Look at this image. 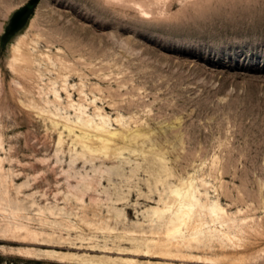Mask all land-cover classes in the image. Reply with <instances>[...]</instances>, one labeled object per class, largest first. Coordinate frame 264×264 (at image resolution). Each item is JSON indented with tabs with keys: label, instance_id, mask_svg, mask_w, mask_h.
I'll use <instances>...</instances> for the list:
<instances>
[{
	"label": "rangeland",
	"instance_id": "rangeland-1",
	"mask_svg": "<svg viewBox=\"0 0 264 264\" xmlns=\"http://www.w3.org/2000/svg\"><path fill=\"white\" fill-rule=\"evenodd\" d=\"M32 1L0 0V264L60 262L26 250L66 264H264V0ZM14 46L29 48L25 65ZM79 109L147 137L117 140L116 159L84 154L65 127ZM182 180L205 240L187 262L127 251L124 232L164 246L169 214L153 210L178 206ZM22 225L46 236L10 232Z\"/></svg>",
	"mask_w": 264,
	"mask_h": 264
},
{
	"label": "bare ground",
	"instance_id": "bare-ground-1",
	"mask_svg": "<svg viewBox=\"0 0 264 264\" xmlns=\"http://www.w3.org/2000/svg\"><path fill=\"white\" fill-rule=\"evenodd\" d=\"M136 6V5H135ZM19 46V44H18ZM22 48V47H21ZM21 48L17 47V46H14L13 47V52H15V57H12V61L13 63H15L16 65H21V64H24L25 62H28L31 57L28 56L25 51H27L28 49H26L25 51H23ZM36 49V47H34ZM25 49V48H24ZM29 51V50H28ZM34 51V50H33ZM47 62L50 63L51 65H53L54 63H52V58L50 56H46L45 57ZM59 60V58H58ZM33 61V60H32ZM62 61V60H61ZM60 61V63H61ZM45 62V61H44ZM25 65V64H24ZM23 65V66H24ZM31 65H37V62L36 61H33L31 63ZM40 66V65H39ZM65 65H63L64 67ZM70 66V65H69ZM21 67V66H20ZM61 67V66H60ZM71 67V66H70ZM69 67V68H70ZM68 68V66L64 67L65 70H67V72L70 70ZM17 70V69H16ZM63 70V68H62ZM61 70V71H62ZM20 71V70H19ZM64 71V70H63ZM62 71V72H63ZM22 73V72H21ZM66 73V71H65ZM65 75V74H64ZM65 78V77H64ZM68 78V76L66 77ZM65 81V79H64ZM63 81V82H64ZM67 81V80H66ZM65 81V82H66ZM55 85V84H54ZM63 85V84H62ZM68 84L65 83V87H67ZM56 87V86H55ZM54 88V87H53ZM51 89L50 91L52 92V96L54 94L55 96V99L57 101L60 102V95H59V92L57 91V89L55 90L54 89ZM68 89V88H66ZM65 89V91H66ZM64 90V89H63ZM49 92V93H51ZM67 94V93H66ZM46 97H49V96H46ZM70 97V96H69ZM69 99V98H68ZM56 100L54 102H56ZM53 102V103H54ZM57 102V103H59ZM72 102V101H70ZM56 103V104H57ZM73 103V102H72ZM47 104V103H46ZM60 104V103H59ZM55 105V104H54ZM53 105V106H54ZM37 108V107H36ZM39 108V107H38ZM37 108V109H38ZM41 109V108H40ZM39 109V110H40ZM43 109V108H42ZM41 109V110H42ZM45 111V109H44ZM42 112V111H41ZM53 112V111H52ZM76 112H78L77 116H78V121L75 122V124H72L71 127L69 126H66L65 127L68 129L69 133H75L77 130L80 131V135L77 136V143L82 147V152H84V154L88 153L90 154L91 156L95 153H98V152H101V153H104L105 154H109L110 153V156H113L115 157V159L119 156L122 155V151H124L123 148H119L120 146H118L117 144V140H121V141H127V140H130V143L131 142H135L137 139L139 138H142V137H145L146 134L144 135L143 133H141L140 131H137V132H134V133H131L130 135H127V134H124L123 133H118V132H111L108 130L107 128V124H108V120L105 119L104 117L101 118V122L98 124V123H95L93 121V119L89 116H87L86 112L79 109V111L76 110ZM46 113V112H45ZM49 113V112H47ZM51 113V112H50ZM56 113H59V112H56ZM43 114V112H42ZM45 115V114H44ZM49 115V114H48ZM47 116V115H45ZM48 117V116H47ZM46 117V118H47ZM55 119H58V120H62L64 121L66 124L69 123V120L66 119V118H62L59 114L55 115L54 113V116H53ZM101 117V116H100ZM99 117V118H100ZM52 118V117H51ZM54 119V121H55ZM61 121V122H62ZM119 122H122V121H119ZM117 123V122H116ZM53 124V123H52ZM61 124V123H60ZM71 124V123H70ZM120 124V123H119ZM59 125V124H57ZM53 127H55L53 125ZM137 130V129H136ZM127 131V130H126ZM146 133H149L146 131ZM83 135V136H82ZM147 137V136H146ZM149 138V137H148ZM62 139V138H61ZM89 139V140H88ZM146 139V138H145ZM138 141V140H137ZM142 141V140H140ZM146 141V140H144ZM129 142V141H128ZM63 143V142H62ZM119 143V142H118ZM138 143V142H137ZM143 143V142H142ZM60 144H61V141H60ZM59 144V145H60ZM133 143H131L132 145ZM140 144V143H139ZM76 145V144H75ZM136 145V144H135ZM125 146V145H124ZM134 148V146H133ZM75 149V148H74ZM137 149V148H136ZM134 152V151H133ZM139 152V151H138ZM137 152V154H139ZM87 154V155H88ZM99 154V153H98ZM134 155V153H132ZM141 154V153H140ZM100 155V154H99ZM103 155V157H104ZM165 155V154H163ZM80 156V155H79ZM83 156V155H82ZM92 156V157H93ZM146 156V155H145ZM159 156V154L157 155ZM98 157V156H97ZM102 157V158H103ZM122 157V156H121ZM148 157V156H147ZM161 157V156H159ZM83 158V157H82ZM85 158V157H84ZM95 158V157H94ZM101 158V157H100ZM110 158V157H109ZM154 158V157H153ZM79 159V158H78ZM105 159V158H104ZM107 159V158H106ZM165 159V158H164ZM164 159H160L161 161V164L162 166L165 165L164 163ZM148 160V158H147ZM153 160L157 161L158 159L154 158ZM152 160V162H153ZM166 160V159H165ZM1 161V160H0ZM77 161V160H76ZM3 163V161H1ZM0 162V163H1ZM129 162V161H128ZM147 162L151 163L150 160H148ZM158 162V161H157ZM114 163V162H113ZM148 163V164H149ZM154 163V162H153ZM168 164V163H166ZM2 164H0L1 166ZM155 165V164H154ZM157 165V164H156ZM161 166V167H162ZM169 166V165H168ZM157 167V166H156ZM160 168V167H159ZM166 168V166H165ZM164 168V169H165ZM163 169V170H164ZM170 170V169H169ZM106 171V170H105ZM101 172V171H100ZM107 172V171H106ZM105 172V173H106ZM162 172H166V171H162ZM168 172V171H167ZM171 172V171H170ZM103 173V172H102ZM155 173V172H154ZM157 175V174H156ZM155 175V176H156ZM163 175V174H162ZM166 175V174H165ZM168 176V174H167ZM166 176V177H167ZM159 177V176H157ZM161 178V177H160ZM4 179V178H3ZM162 179V178H161ZM164 180V179H163ZM4 181V180H3ZM160 181V180H159ZM183 181V180H182ZM188 181V180H187ZM156 182V181H155ZM4 183V182H3ZM181 183V182H180ZM157 184V183H156ZM195 191V185L192 181L190 182H185L183 181L182 182V188L181 189H177L176 191L173 192V196H176L180 199V203L178 204V206L175 208V209H167V208H163V209H160V208H155L153 210V215L155 217H157L158 219L157 220H162V219H165V216L169 214V217H168V222L166 224V226L168 225V229H167V232H166V238H167V242L164 244L163 247H161L160 245H158V243L155 241V240H150V239H145L143 240V242H140V240L138 239H135L137 237V235L133 234V233H130V232H124L122 235L123 237H130V241L132 243H135L136 245H134L133 249L131 250H127L129 251L130 253L132 254H138L137 256H142V257H145L147 259H159V258H167V259H170L172 261H175V262H187L188 261V258H191L190 256L186 255L183 253V249L184 248H187V245L189 243H192L194 240L196 241H204L205 240V237H200L199 238V235L202 234V230H203V227L204 225L198 221V218H199V213H201L200 210H198L197 212H195L193 209H192V206H193V203L196 204V200H192L191 198L193 197V193ZM6 198V197H5ZM4 198V199H5ZM92 200V199H91ZM97 200V199H96ZM192 200V201H191ZM1 203V202H0ZM207 205L203 206V208H205ZM34 207V205L32 206ZM165 207V206H164ZM167 207V206H166ZM18 210V209H17ZM16 210V211H17ZM222 212H224V210H222ZM14 214H17L20 213V210L17 211V212H13ZM58 211H55L53 209H50L48 207H44V208H41L40 211H39V214L41 215V217H43L44 219L48 218V217H51V218H57L58 216ZM152 214V213H151ZM39 215V216H40ZM15 216V215H14ZM29 216V215H27ZM152 218V216L150 217ZM30 219V218H29ZM42 218H40L41 220ZM154 219V218H153ZM43 220V219H42ZM152 220V219H151ZM47 221V220H46ZM165 221V220H164ZM45 222V221H44ZM155 222V220H154ZM153 222V223H154ZM166 228V227H165ZM184 228H187L188 229H191V232L192 234L190 235V237H186L184 236ZM216 229L214 231H209L208 232V236H212L213 235V232H215ZM11 233L15 234V235H19L21 233H26L24 235L27 236H31V237H35V238H38L39 236H46V235H40L38 234L37 232L35 231H32L31 229L28 228V226H20V227H16L14 230L11 229L10 231ZM198 232V233H197ZM165 234V233H164ZM23 236V235H22ZM21 236V237H22ZM28 237V238H29ZM122 237V238H123ZM142 238V236H139ZM227 239H230L231 237L226 235L225 236ZM132 238V239H131ZM140 238V239H141ZM146 238V237H145ZM34 240V239H32ZM37 240V239H36ZM129 241V242H130ZM142 241V240H141ZM181 244H184V245H181ZM125 251V250H124ZM23 254H25V256L27 258H34V257H40V256H47V257H54L56 259H58L60 262L59 264H66L65 262H63L64 260H67L69 258H72V256H69V255H63V254H57L55 252H47V254H39L37 251L35 250H26V251H23L22 252ZM35 260V259H34ZM38 260V259H37ZM40 260V259H39ZM192 262H198V264L202 263V264H212L213 260L211 259H203L201 257H192L191 260ZM111 263L109 264H116L115 261H110ZM121 262L123 264H136V261L135 260H121ZM148 264H153V263H148Z\"/></svg>",
	"mask_w": 264,
	"mask_h": 264
},
{
	"label": "water",
	"instance_id": "water-1",
	"mask_svg": "<svg viewBox=\"0 0 264 264\" xmlns=\"http://www.w3.org/2000/svg\"><path fill=\"white\" fill-rule=\"evenodd\" d=\"M37 2L38 0H33L28 8L31 9L34 5H36Z\"/></svg>",
	"mask_w": 264,
	"mask_h": 264
}]
</instances>
